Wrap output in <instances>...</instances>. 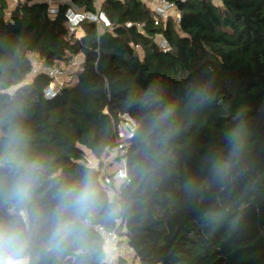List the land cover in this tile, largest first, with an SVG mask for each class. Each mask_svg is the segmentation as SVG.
<instances>
[{
    "label": "trees",
    "instance_id": "16d2710c",
    "mask_svg": "<svg viewBox=\"0 0 264 264\" xmlns=\"http://www.w3.org/2000/svg\"><path fill=\"white\" fill-rule=\"evenodd\" d=\"M68 1L102 11L110 26L84 22L85 36L77 39L66 24L65 0H21L8 11L0 0V113L17 110L32 154L55 178L70 182L91 169L100 185L102 156L116 146L119 114H128L136 123L125 140L129 181L116 191L124 210L96 227L115 231L138 264H264V0H166L176 13L166 19L142 0H103L97 10L94 0ZM78 54L84 61L77 81L62 83L51 99L43 92L48 75L23 83L31 56L58 66ZM194 79L212 81L209 101L195 111L185 102ZM152 89L159 101L142 105ZM174 99L182 101L179 131L166 146L165 164L145 165L141 127ZM240 120L250 130L247 179L232 193V214L209 226L203 210L224 194L215 186L192 191L190 184L203 182L206 155L220 149L223 129ZM151 171L159 175L146 185ZM232 216H239L236 224ZM97 244L103 249L98 230Z\"/></svg>",
    "mask_w": 264,
    "mask_h": 264
},
{
    "label": "clouds",
    "instance_id": "9594fccd",
    "mask_svg": "<svg viewBox=\"0 0 264 264\" xmlns=\"http://www.w3.org/2000/svg\"><path fill=\"white\" fill-rule=\"evenodd\" d=\"M52 81V79H51ZM65 83V82H63ZM211 80L194 79L185 88V102L193 111L206 105ZM154 89L141 103L150 106ZM182 101L170 100L149 114L141 127L140 148L145 165L165 164L168 142L179 131L175 123ZM223 143L205 158L206 177L191 182L190 190L215 186L223 193L219 203L203 210L209 226L232 214L231 196L247 179L250 130L240 120L222 131ZM159 175L148 172L147 185ZM123 206L115 192L101 187L91 169L77 179L55 178L44 160L31 152L28 135L17 110L0 113V264H105L106 250L97 244V224L118 219ZM239 216H232L236 224Z\"/></svg>",
    "mask_w": 264,
    "mask_h": 264
},
{
    "label": "built area",
    "instance_id": "2783aa9c",
    "mask_svg": "<svg viewBox=\"0 0 264 264\" xmlns=\"http://www.w3.org/2000/svg\"><path fill=\"white\" fill-rule=\"evenodd\" d=\"M15 4L21 0H14ZM146 4H148L151 10L157 17L162 19H166L167 16L171 15V11L174 10L173 4L167 2L166 0H142ZM68 6L64 12V17L66 20L67 27L70 31H74L77 27H80L84 22L94 23L99 28L109 27L110 23L106 18L105 14L102 11H84L80 10L70 1H67ZM50 13L55 12L54 7L49 8ZM157 22V18L155 19ZM163 50H167L168 47L164 40L162 39V43L160 44ZM76 64V62H74ZM44 73L51 77L52 81L44 89V96L46 99H51L57 93L59 87L62 85V81L58 78L62 75V70L60 66H47L44 63H39L37 67H32L31 74L36 73ZM119 120L116 124V146L113 150L108 154H104L102 156V163L99 166L100 171V183L103 188H107L108 190L115 192L117 191L120 184L128 182L129 178L127 175V170L125 166V140L130 138L136 128V123L128 114L123 113L119 114ZM87 163L89 165H95L91 163L88 155H87ZM97 230L103 237V249L106 250L111 247V250H116L119 245H123V247L133 255V250L126 243L119 244V238L115 231L106 232L102 228V226H98ZM135 258V257H134ZM107 264H112V262Z\"/></svg>",
    "mask_w": 264,
    "mask_h": 264
},
{
    "label": "rangeland",
    "instance_id": "374dc122",
    "mask_svg": "<svg viewBox=\"0 0 264 264\" xmlns=\"http://www.w3.org/2000/svg\"><path fill=\"white\" fill-rule=\"evenodd\" d=\"M6 4H7V11L13 7L15 5V1L14 0H5ZM216 1V0H214ZM101 4V3H100ZM171 15H173L174 17L176 16V13L174 10L171 11ZM156 41L159 43V45L162 43V39L157 37ZM32 59V66L37 67L40 63V61L31 56ZM75 61H62L59 63L58 66H60L61 70H62V75L58 78L59 80H61L62 82L65 83H71L73 80H75V76L76 73L79 71V68L77 64L74 63ZM73 67H75V69H73ZM32 77V74L30 73L27 78L23 81V83L28 82L30 80V78ZM16 87H11L7 90V92H12L14 91ZM88 158L90 160L91 163L95 164V159L91 156L88 155ZM112 248L109 247L107 249V253H106V261H108V263L112 262V263H116L118 261L119 258H123L127 261V264H138L137 259H135L133 257V255L131 253H129L124 247L123 245H119L118 248L116 250H111Z\"/></svg>",
    "mask_w": 264,
    "mask_h": 264
},
{
    "label": "crops",
    "instance_id": "0c3cea01",
    "mask_svg": "<svg viewBox=\"0 0 264 264\" xmlns=\"http://www.w3.org/2000/svg\"><path fill=\"white\" fill-rule=\"evenodd\" d=\"M67 1L68 0H65V2H67ZM102 1L103 0H94V7L96 8V10L100 8V3ZM80 10H82V9H80ZM73 34H74V37L77 38V39L83 38L85 36L84 30L82 29L81 26L80 27H77L73 31ZM71 61H75L76 62V64L78 65L77 68H79V71H80L81 70L82 63L84 61V57H83L82 54H78V55L74 56L72 59H70V62ZM73 69H75V67H73ZM77 73H76V76H75V80H73L71 83H68V84H74L77 81Z\"/></svg>",
    "mask_w": 264,
    "mask_h": 264
}]
</instances>
